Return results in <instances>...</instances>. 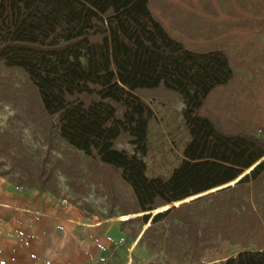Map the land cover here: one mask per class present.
Instances as JSON below:
<instances>
[{
    "label": "trees",
    "instance_id": "trees-1",
    "mask_svg": "<svg viewBox=\"0 0 264 264\" xmlns=\"http://www.w3.org/2000/svg\"><path fill=\"white\" fill-rule=\"evenodd\" d=\"M181 1L0 0V94L14 84L3 72L19 70L42 115L56 116V137L117 171L133 201L119 213H137L122 224L131 226L132 236L146 224L138 242L164 244L176 264H264V0H226V13L234 1L249 12L241 23L251 35L245 44L258 47L253 53L225 33V22H207ZM176 14L196 28L177 30ZM214 22L220 31L207 33ZM157 87L180 96L184 105L175 112L188 138L169 173L149 175L143 157L153 110L137 91ZM219 89H228L216 102L227 111L224 120L205 109ZM52 147L36 157L20 136L0 130V173L66 198L56 169L69 183L79 172L68 171L64 156L48 165ZM111 180L103 179L106 188ZM115 204L109 202L105 216L118 215ZM162 220L167 226L158 230ZM222 242L237 248L205 261V250Z\"/></svg>",
    "mask_w": 264,
    "mask_h": 264
},
{
    "label": "rangeland",
    "instance_id": "rangeland-1",
    "mask_svg": "<svg viewBox=\"0 0 264 264\" xmlns=\"http://www.w3.org/2000/svg\"><path fill=\"white\" fill-rule=\"evenodd\" d=\"M202 2L205 5L202 4ZM180 3L183 5L185 4L188 9L195 8L197 11H202L204 16H207V20H205L207 22H210L212 19L214 21L221 20L225 22V33L229 31L235 34L234 36L239 40V44L242 47L248 48V50L251 51L250 53H253L254 50L258 48L254 43L252 44V48L250 45L245 44V40L250 38L251 35L246 28L242 31L241 21L245 15H249V12L244 10L245 7L241 9L240 6V9H238V4H235L237 2L234 1L231 4V12L229 13L225 11L229 7L226 0H223V2L219 0H192V3L189 0H182ZM177 9L186 13L184 8H180V6H178ZM235 11L241 12L240 19L239 17H235ZM201 19H197V21H202ZM174 20L177 24L176 28L179 31L186 29L188 32H192V30L196 28V22L186 18L184 15L176 14ZM214 23L215 24L212 25L215 29L209 30L207 33H211V31H220L219 29L222 24L219 22ZM204 35L208 37L206 32ZM259 39L261 42H264V35H261ZM3 74L7 78L9 77L14 84L11 86L13 91L10 92L9 89L3 96L0 94V130L8 131L14 137L20 136L22 140L29 145L31 153L33 152L36 157L42 153L43 156H41L44 157L47 144L52 145L53 147L49 153V157L46 156L47 159H49L47 162L48 165L54 161V156H64L65 159L69 160L68 171L77 169L79 176L77 177V181L69 177L71 180L70 185L65 174L62 173L60 169H56L60 194L65 195V199L72 202L71 200L76 198V193H80V196L77 197L79 199H76V202L73 203L85 206V208L97 214L105 215L107 213L106 210L110 208L109 202H115L116 204L112 207V211L118 214L117 218L124 219L125 215H136L137 213H119L122 207L130 206L133 201L129 187L118 178L117 171L98 164L96 161L84 156L81 152L72 151L66 143L60 141L56 137L55 132L57 128V126L54 125L56 116L53 115L51 119L48 120L47 117L42 115L37 105L38 101L34 89L27 81L26 76L17 69H8L4 71ZM238 85L239 83H237V81L232 84V86L236 87ZM227 90L228 89L217 90L209 97L205 105V109L208 110V112L209 110L216 111L218 117L223 120L227 116V111L222 104L216 102L219 97H224L225 94L223 92ZM137 92L148 102L153 110V118L150 121L148 130L147 143L149 152L143 157L147 164V174H167L180 162L182 148L188 138V131L182 115L175 112V108L184 105L183 101L176 92L167 90L163 87H157V89H140ZM55 146H57V148ZM119 146L129 148V145L126 143H120ZM36 148H40L42 151L36 153L34 152ZM72 165H75L76 168H73ZM14 173L17 174V172ZM103 179H108V181H112L111 179H113L114 181L106 188L103 184ZM216 188L217 187L213 189ZM211 190L212 189H209L207 191L211 192ZM207 191L205 192L208 193ZM111 194L112 196H110V199L108 195ZM191 197H193V195ZM191 197L182 200V202L191 199ZM173 203L169 205H173ZM178 204L179 202L176 203V205ZM155 211L157 210L154 209L152 213ZM133 224L134 227H139L138 223L135 222ZM155 225L158 227V230H161V228L167 226V222L162 220L156 222ZM146 239L147 237L145 240ZM140 244L142 245L137 248V252H144V260L148 259L146 264L177 263V260L171 257L174 254H169L162 248L164 244L160 245V243H156V245H151L146 242H141ZM236 248L237 246H230L227 242H222L219 243L216 248L205 250L203 259L205 261L212 260ZM150 258L151 260H149ZM167 260L168 262H166Z\"/></svg>",
    "mask_w": 264,
    "mask_h": 264
},
{
    "label": "crops",
    "instance_id": "crops-1",
    "mask_svg": "<svg viewBox=\"0 0 264 264\" xmlns=\"http://www.w3.org/2000/svg\"><path fill=\"white\" fill-rule=\"evenodd\" d=\"M122 219L0 173V264H146Z\"/></svg>",
    "mask_w": 264,
    "mask_h": 264
},
{
    "label": "water",
    "instance_id": "water-1",
    "mask_svg": "<svg viewBox=\"0 0 264 264\" xmlns=\"http://www.w3.org/2000/svg\"><path fill=\"white\" fill-rule=\"evenodd\" d=\"M264 157V156H263ZM240 176H242V174L241 175H239L238 177H237V179L240 177ZM237 179H235L234 181H236ZM234 181H232V182H230V183H233ZM217 188H219V187H217ZM213 190H215V189H212L211 191H213ZM208 192V191H207ZM202 194H204V193H202ZM198 195H200V194H198ZM197 195H195V196H193V197H196ZM193 197H191V198H193ZM180 202H182V200L181 201H179V203ZM174 205H176V203H173ZM170 206V205H169ZM168 207V206H167ZM165 208V207H164ZM160 210V209H159Z\"/></svg>",
    "mask_w": 264,
    "mask_h": 264
}]
</instances>
